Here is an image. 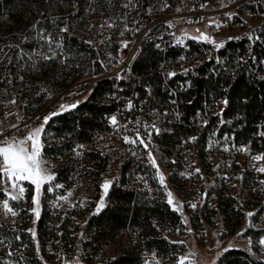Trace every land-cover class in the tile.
<instances>
[{
	"label": "trees",
	"instance_id": "16d2710c",
	"mask_svg": "<svg viewBox=\"0 0 264 264\" xmlns=\"http://www.w3.org/2000/svg\"><path fill=\"white\" fill-rule=\"evenodd\" d=\"M64 2L72 6L69 11H65L62 7L61 4ZM87 5H92V1L0 0V17L6 16L10 20L8 23L0 21V48L4 49V52L0 53V58L5 54V48H8L6 43L10 41L16 43L6 55L8 59L11 58L9 65L0 68V74L1 71H5L4 74L10 78V92L16 96L18 103L26 112L35 113L43 108L47 91H40V86H48L50 74L55 76L57 73L56 68L51 72L46 66L37 67L42 73L40 79L44 82L40 85L34 82L30 72H26L29 69L25 66H30L31 63L27 53H21L19 47L29 50L37 46V40L31 37L33 34V30L29 27L31 22L39 21L38 24L36 23L38 28L48 33L56 31L58 26L61 28L62 25H67L69 31L62 33L66 51L77 56L86 54L89 60L95 58L94 72L102 70L97 57L98 54L103 55V53H98L92 44L82 39L81 35L84 26H86L84 31L89 27ZM19 8L24 13H30L26 20H24L25 14L17 13ZM52 9L55 11L53 12ZM262 13L264 14V9ZM53 14L60 16L57 26L54 25L56 19ZM23 34L28 35L32 40L22 41ZM262 36L263 42L255 48L257 59L250 56L246 62L241 61L239 56L245 53L248 38L241 37L240 40L229 41L228 50L222 51V54H227L229 59L226 65L215 66L212 60L205 61L198 68V75L193 77L192 86L178 90L176 103L170 101L173 95L171 96L169 90L164 88V78L160 69L162 59L175 54L176 51L174 48H169L167 53L160 51L153 40L146 39L142 42L141 53L133 65L132 78H123L119 82L120 85L128 87L123 91L126 94H130L132 87L135 86L141 95L148 96V99L142 103L144 112L153 106L170 111L172 126L169 128L165 123L169 129L161 131L159 135L152 134L151 138V142L160 144L166 154L178 155L182 143L196 146L204 172L210 178L215 172L212 170V160L208 156L211 154L222 156L221 169L229 176L216 175L214 183L207 192L202 212L204 219L210 224H214L212 216L218 214L225 234H234L238 226L243 223L244 207L253 206L255 218L260 219L264 216V192L261 180L264 173L254 171L246 162L237 163L235 157L238 151L235 154L232 151L235 147L238 149L244 147L264 156V135H261L264 133V76L258 73L259 70H264V64L261 63V57L264 58V29ZM193 46H201V42L193 41ZM68 60L75 63V59L68 58ZM43 63L49 62L43 61ZM176 80L177 77L172 78L171 85L174 86ZM116 82V78H101L90 84L88 93L80 99L77 108L53 117L45 125L53 132L54 138L59 139L54 146L44 145L43 151L46 157L57 152L65 155L66 152L78 148L83 161L91 164L89 170L94 178L104 177V171L113 151L103 147L100 143L107 139L97 135L109 131L107 117L119 105L116 100L108 98V94L116 91L114 88ZM149 89H151L150 94ZM220 98L227 99L228 104L224 106L220 115H214L213 111L218 107ZM202 113L207 118V124L204 125L199 118ZM131 118L133 121L138 120L135 114ZM226 136L229 139L225 140ZM189 137L196 139L191 143ZM225 144L230 147L227 151L222 147ZM80 145L83 147H78ZM144 159L145 154L139 151L133 158L122 161L118 176L113 180L114 183L108 191L106 206L99 214H91L82 224L86 237L82 245L90 251L84 257L83 263L74 264L97 262L98 264H144L142 251L154 252L165 264H176L181 247L178 242L173 243L176 241L167 237L165 232H171L180 223L181 215L167 204L164 191L151 166L148 167L149 185L142 186L138 182L137 172L144 164ZM241 167L238 176L239 186H235L234 173ZM71 169L70 166V169L60 171L57 178L65 180ZM126 172L131 173L136 187L127 186ZM63 173H65L64 177H61ZM171 180L177 184L176 175H172ZM238 190L245 196L243 200L237 195ZM27 196L29 199L30 195ZM73 216L72 210L67 216L59 217L43 203L37 221L38 237L43 251V246L51 237L64 241L70 239L74 230ZM0 232L10 234V230L4 225H0ZM19 234L22 242L25 241L27 245L24 264H44L36 255L35 243L30 234L25 231ZM122 234L127 237L129 247L116 256L98 258L104 245L116 240ZM244 235L258 243L260 238L264 237V223L257 227H246ZM231 249L227 253L220 254L219 264H264V253L258 246L253 247L251 251L238 247ZM113 257L116 259L113 260Z\"/></svg>",
	"mask_w": 264,
	"mask_h": 264
},
{
	"label": "rangeland",
	"instance_id": "374dc122",
	"mask_svg": "<svg viewBox=\"0 0 264 264\" xmlns=\"http://www.w3.org/2000/svg\"><path fill=\"white\" fill-rule=\"evenodd\" d=\"M91 1L92 5H87L86 8V12L87 14H89L87 18V24L89 27L87 28V31H84L86 30V26H84V28L82 29V39H84L85 41H92V44H95V40H98V45L103 46L105 42H108L106 38V31H113L115 33L114 36L117 35L119 21L125 11L123 5L126 4L128 0ZM165 4H167L168 6L165 7L164 11H159L157 14L158 16L166 17L167 19L176 18L175 23L177 24L179 30L188 28V33L194 36H200V33H197L194 29L189 30V26L185 28V25H183V22L179 20V17L173 16V13L175 12L171 11L172 7L174 6L173 0H168ZM61 5L65 9V11H69V9L72 7L66 2L62 3ZM210 7L217 9L218 5L215 4ZM52 11L54 12L55 9H52ZM210 11L211 12H209V14L212 13L213 10L211 9ZM216 11L217 10H215V12ZM18 12H22L23 14H25L24 20H26L27 17L30 16V13H24V11L20 8L17 10V13ZM241 14L244 17L248 18L249 25L259 22V19H257V17H255L250 12L243 11ZM262 16H264L263 13ZM53 17L56 19L54 25L57 26V24H59L60 16L57 14H53ZM156 19H159V17ZM156 19L154 20V22L156 21ZM0 21H4L6 23L10 22V20L7 19L6 16H1ZM106 21L114 22L115 27L108 28ZM36 23L37 22L34 21L29 24L31 25L29 26L31 28L30 30H33V36L31 35V37H35L38 42L36 52L38 51V48L40 49V52H43L42 50L48 51L47 44L38 39V33L41 29L38 28ZM33 25H36L35 29L33 28ZM101 25H104V27L101 28ZM64 26L65 25H62L61 28H63ZM59 29L60 28L58 26V29L56 31L49 33H51V35L56 38L62 37L64 41L63 34L59 31ZM88 29H91V31H89ZM100 29L103 30V34L99 42V36L97 37L96 33H99ZM206 29H209V26L207 28L205 24V26L203 25L201 32L205 33ZM227 33L228 30L226 28H222V30L216 33L214 39L218 42L222 41ZM230 35H238V28H230ZM101 39L103 43H101ZM148 39L152 40L151 38ZM65 47L66 46L64 45L62 49L65 53L64 57L58 54V49H55V51L57 52L56 58L53 60H49V63L47 64L43 63L44 60L41 59V56H36L37 54H30L31 52H29V57H32L34 59L33 65H35V61L37 60L40 64L39 67L41 66V68H43V66H46V68L50 69L51 72L54 68H56L57 70L55 76L50 74V77H48V79L50 78V84L48 86H40V91H47L43 105V107H50V110L47 111V115L52 112L60 111V105L66 104V100L72 93L75 94V96H77V99L79 100L85 97L88 93L89 85L94 83L96 80L98 81L99 79L93 77L95 66L94 58L89 60V57L86 54H81L79 56L73 55L71 53L69 54L65 50ZM68 58H72L73 60L75 59V63L69 61ZM3 61L6 60L4 59ZM107 61L108 60L106 57V60H103V63L106 67L109 64V62ZM30 63H32L31 60ZM25 67L29 69L26 70V72H30V74L35 77V79L32 77L34 82L36 81L35 83L40 85L44 83L42 82V79H40L42 78V73L40 72L39 68L33 66L30 67L29 65H26ZM116 67L118 68L119 65H116ZM86 71L89 72L88 75L85 74ZM106 75H109V72L105 75H102V77ZM36 78H38L39 80H36ZM63 82L64 85H62ZM61 88L62 90L69 89V93L67 92L64 98L54 97ZM159 119L160 121H164L161 118ZM41 122V120H38L33 125V127L39 126ZM133 125L138 124L136 123V121H134ZM159 128L161 129V131L169 129L167 126L161 125L159 126ZM25 134L26 129L21 131L18 137H23ZM191 138L192 137H190L189 141L193 143V140ZM44 139H46V141H44ZM42 140L43 145L48 144L49 146H54L59 141V139L54 138L53 132L47 129L46 126L44 134L42 136ZM100 144L103 147H106L107 150L113 151L104 171V177L101 179L94 178L93 173L91 172V170H89L91 168V164H87V162H84L80 157V154L77 155V153H80L78 148L66 152L65 155H62L60 153L58 154L57 152L52 154L50 157H46L42 149V159L46 162L44 166L55 174V180L52 181V184H60L63 185V187L54 188L53 191L50 192L48 191L49 185L45 184L42 188L39 211L41 213L43 203H45V205L59 217L67 216V214L73 210L74 216L72 218H74V230L71 233L70 239H67L66 241L54 237L48 239L45 246H43V251L38 237V219H36L35 214L30 211L31 208L34 207L31 204V198L34 195V186L30 185L28 182H25V187L28 189V191H26L24 199L20 200L19 202H10V206H14V210L18 212V215L16 217H12L10 214L5 216L3 209L0 208V225H4L7 229L10 230V234L7 235L0 232V264H24L23 259L25 248L27 247V245L25 241L22 242L23 240H21L22 238L20 237L19 233L22 231L28 232L30 234V237L35 243L36 249L37 245L39 246V253H37L36 251V255L43 261L44 264H74L84 262V257L90 250H86L82 245L83 240L86 239L83 233L82 224L91 214L95 213L97 204L103 194L101 184L104 182L105 178L108 177L110 178V180H112L118 176L120 164L124 160L121 150L127 153V151L130 149L124 144L120 145L115 137L113 139L102 141ZM137 146V148H133L136 153L142 151V153L147 157L148 151H151L153 156L155 157L156 163L159 166V170L165 177V185L161 186L165 194V199L167 200V191H171L173 193L174 205L176 208H178L177 211L181 215V220L180 223L176 225L171 232L166 231L165 235L170 239L178 242L181 247L178 253V257L186 256V264H213L214 260H216L217 264H219L218 258L220 254L223 253L224 248L229 246L245 249H249V247H251L252 249L253 247L258 246L259 250L264 253V247H262L259 242H254L251 237L244 235L246 227H257L264 223V216H262L260 219L255 218V210L253 209V206L244 207L245 216L243 223L238 226V229L234 234H225L223 232L222 220L221 217L218 216V214L212 216L214 224H210L203 217L202 211L207 197V195L205 196V194H207L210 185L214 183L216 175L218 177L229 176L227 172H224L221 169L222 156L220 154H211L208 156L209 159L212 160V170L213 172H215L210 178L204 172L200 155L198 154L197 148L194 145L188 146L182 143L180 144L181 148L178 155L175 153L171 156L166 154L165 151L161 148V145L154 141L149 144L147 149H145L143 145ZM222 147L227 149L230 148L227 144ZM132 151H130L131 154ZM232 151L235 154L236 151H238V148L235 147ZM257 154L259 156H262L260 153ZM235 158L237 160V163L246 162L248 164L247 159L244 158L243 154L241 153H238ZM254 163L257 164L258 167H264V160H260L258 162L254 161ZM70 166L72 167V169L70 172H68V176L67 178H65V180L57 178V175L60 171L67 168L70 169ZM197 168L200 169L199 173L195 172V169ZM241 169L242 167L237 168L234 173L233 183L235 186H239L238 176L241 172ZM154 171L156 172V170ZM181 173H184V175H181ZM64 174L65 173H63V176L61 177H64ZM172 175H176L178 180L177 184L171 180ZM156 178L159 181V177L156 176ZM261 180L262 189L264 192V175ZM68 192H71L72 195L68 197L67 201L57 200L58 196H67ZM240 193V190H238L237 195L241 200H243L245 196ZM28 194L30 195L29 199L27 196ZM106 197L105 205L107 203ZM4 198L5 197L3 195V192H0V201H2ZM211 198H213V196H211ZM192 203L197 204V207L195 209L189 206ZM171 207L174 208V206ZM249 212L253 213V216L248 217L247 213ZM29 229L35 230V239H33L31 233L28 231ZM12 233H14V235ZM17 237H19V239H17ZM249 240H251L252 242L251 245H249ZM129 245L130 244L127 237L125 236V234H122L118 236L116 240L105 244L102 252L98 254V258L102 256H116L124 252L129 247ZM9 251L13 252L14 255L9 257L7 255ZM154 259L155 258L151 256V263L149 264H152ZM98 263L99 262H97L96 264ZM176 264H178V260Z\"/></svg>",
	"mask_w": 264,
	"mask_h": 264
},
{
	"label": "built area",
	"instance_id": "2783aa9c",
	"mask_svg": "<svg viewBox=\"0 0 264 264\" xmlns=\"http://www.w3.org/2000/svg\"><path fill=\"white\" fill-rule=\"evenodd\" d=\"M166 1L168 0H133L132 6H130L129 8L124 7L125 11L123 13V16H121L120 18L117 35L114 36L113 31H106V38L108 42H105L103 46L100 45L101 47L98 45V40H95L96 43L92 44L98 53H103V55L98 54L97 57L102 70L99 72H94V78L117 79V74L123 76L126 79L132 78L133 65L141 53L142 42L148 38H151L155 42V46L157 44L160 45V47L158 48L160 51L167 53L169 48H174L176 51L175 54L165 57L160 62V69L164 78V88L169 90L171 96L173 95L170 101L176 103V95L178 90L187 89L188 87H185V85L188 81H191L192 84L193 77L198 75V68L205 61L212 60L214 61L215 66L226 65L229 59L227 58V54H222V51H225L226 49L228 50L227 43L229 41H237L240 40L241 37H247L248 34H252L254 39L251 41L248 39V44L245 47V53L239 56V59L244 62H246L250 56H252L253 59H257L255 48L258 44L263 42L262 31L264 29V16H262V9H264V0H235V2H231V0H173L174 6L172 7V10H170L175 11L173 13V16L179 17V20L183 22L185 28L189 26V30L194 29L196 31L197 29H200V31H202L203 25L205 26L206 24L208 28L209 20L212 19L218 22L220 24V27H209V29L205 30L206 34L210 36L213 35L211 37L214 38L216 33L222 30V28H226L228 30V33L225 35L223 40L219 41L224 44V47L221 49H216L212 44L204 42L202 39L201 46H193V37L199 36H194L188 33V28L179 30L177 24L175 23L176 18L167 19L166 17L158 16L157 14L159 11L165 10L164 5ZM215 4L218 5L217 9L210 7ZM201 5L206 6L202 8ZM149 9H151V11H149ZM177 9H179V11H177ZM211 9L214 12L212 11V13L209 14V12H211ZM215 10L217 11L215 12ZM243 11L252 13L255 17H257V19H259V22L249 25L248 18L244 17L241 14ZM228 12H234L236 13V15L231 20H229L225 15ZM158 17L159 19H156ZM202 17L203 19H201ZM155 19L156 21L154 22ZM188 21H192V23H188ZM169 22H171L173 27L168 26ZM125 24H127L129 30L125 31L124 36L121 37L120 31L123 30ZM230 28H238V35H230ZM136 29L139 30L136 31ZM96 34L97 37L99 36L98 38L100 42L103 30L100 29L99 33ZM230 37H238L239 39H229ZM255 37H259V39H255ZM177 38L186 40V47H177ZM21 39L24 42L32 40L26 34H23L21 36ZM121 40L130 41L126 49L122 48L120 43ZM6 45H8V48H5V54L0 58V68H5L9 65V59L6 55L10 51L9 49L11 47L9 46H15L16 43L14 41H10L9 43H6ZM63 45H65V43H63ZM36 50L37 46L31 47L29 50H26L23 47H19V51L21 53H27L26 55L28 60L32 61L30 67H39L40 65L36 59L35 65H33L34 59L32 57H29L30 54L35 53L37 54L36 56H41L48 52L47 50H42L43 52H40L39 48L37 52ZM29 52L31 53L29 54ZM58 54L63 57L65 56L64 51L60 49H58ZM106 57L108 60L107 62H109L107 67L103 63V60H106ZM181 57H184V59H181ZM4 59L6 61H3ZM261 63L264 64L263 57H261ZM25 65L26 64L24 63V66ZM116 65H119V67L117 68ZM185 69L189 70L187 75H185L184 73ZM108 72L109 75L102 77V75H105ZM169 72H175L177 74L176 76H174L177 77L174 86L170 83V81L174 77L169 78V76L167 75ZM4 73L5 71H1L0 74V90L2 91V93L0 94V132H3L5 136H19V133L25 129V124H27L28 127L31 128L38 120L42 121L43 117L47 115V111L50 110V107L44 106L41 110L35 113L26 112L18 103L16 96L10 92L11 80L7 76V74ZM258 73L261 76H264V70H259ZM85 74L88 75L89 72L86 71ZM120 80L121 79H117V82L114 84V88L116 89V91L108 94V98H110L111 100L114 99L119 103L117 109L107 117L109 131L97 136H102L107 140L113 139L115 137L120 145L124 144L126 145V147L130 148L127 153L121 150L123 159L128 160L134 157V155L131 154L130 151H132L133 148H137L138 146H133L129 143H125V141L123 140L124 135H128L130 138H134L135 133L139 131L140 135L144 137L145 142L147 143V133H155L154 129H152L151 127L153 123H155L157 127H159L160 125L165 126V123H167V126L170 128L172 126V121L170 118V111L168 109L153 106L144 112L145 109L142 107V103H144L148 99V96L141 95V93L135 88V86L132 87V92L130 94L124 93L123 91L128 89V87L125 85H120ZM95 82H97V80ZM68 90L69 89H64L62 91H59L54 97L64 98ZM148 91L150 94L151 89H149ZM13 97H15L17 103L11 105L8 103V101ZM223 100H225V98L219 99L220 102L218 103V107H216V109L213 111L214 115L222 113V110L225 106L222 103ZM78 101L80 102V100L77 99V96L72 93L66 100V105H71ZM129 101L132 102L131 109L128 108ZM178 113L179 111H177V114ZM133 114H135L138 119V125H133L134 121L131 118ZM113 115L117 117V126H113L110 122L109 118ZM17 117H20V119L17 120ZM159 118L164 121H160ZM199 118L204 125V121H206L207 119L206 116L202 113L200 114ZM13 123H19V130L11 128V125ZM125 125L127 126V129H125ZM0 139H3V137L0 136ZM237 153L243 154V157L248 161L249 167L254 171H258L257 169L259 167L254 163V161L256 160L253 159L254 156L258 155L257 153L248 149L247 151H241L238 149ZM139 157L140 156H138V158ZM149 166H151V164L148 158L145 156L144 164L137 172V180L142 186L149 185ZM152 170L156 176V172L154 171L156 169L153 167ZM126 177L128 178L127 186L136 187L135 181L133 180L130 172H126ZM141 177L142 179H140ZM106 179L110 180V178L108 177H106L105 180ZM113 180L114 179H112V181ZM153 253L154 252L142 251V260L144 264H146V261L148 262V264L151 263L150 257H153ZM157 260L160 262V264H165L161 261L160 258H158L156 254L152 264H156Z\"/></svg>",
	"mask_w": 264,
	"mask_h": 264
},
{
	"label": "snow or ice",
	"instance_id": "6c2138e0",
	"mask_svg": "<svg viewBox=\"0 0 264 264\" xmlns=\"http://www.w3.org/2000/svg\"><path fill=\"white\" fill-rule=\"evenodd\" d=\"M231 2H235V0H231ZM133 0H128L126 4L123 5L125 8H129L132 6ZM168 5L165 4L164 7H167ZM206 5H201V7H205ZM151 11V9H149ZM179 11V9H177ZM229 20H231L236 13L234 12H228L225 14ZM203 19V17L201 18ZM39 21H37V24ZM108 28L115 27V23L111 21H106ZM188 23H192V21H188ZM169 27H173L171 22L168 24ZM209 27L215 26L217 28L220 27V24L212 19L209 20ZM104 25H101V28H103ZM33 28H36V25H33ZM127 24L124 25V28L122 31H120V36L123 37L125 34V31H128ZM139 29H136L138 31ZM59 31L61 33H67L69 31L67 25L65 27L60 28ZM197 32H200L199 37H193V39H202L204 42H207L209 44H212L216 49H221L224 47V44L222 42H217L214 38L209 36L208 34L201 32L200 29L196 30ZM247 38L251 41L254 39L252 34H248ZM38 39L40 41H43L48 46V52L46 54L41 55V59L44 61L53 60L56 58L57 52L55 49L62 50L63 45V39L56 38L51 35V33H46L45 30L41 29L38 33ZM229 39H239L238 37H230ZM255 39H259V37H255ZM89 44H92V41H88ZM103 43V41H101ZM121 46L122 48H127L130 41L128 40H121ZM182 43V40L177 38V44ZM9 47H12L11 45ZM18 47V46H17ZM157 48L160 47L159 44L156 45ZM4 49L0 48V53H3ZM9 59H11L9 57ZM181 59H184V57H181ZM189 72L188 69L184 70L185 75H187ZM169 78L176 76L177 74L175 72H169L167 74ZM124 77L117 74V79H123ZM22 79V78H21ZM192 86L191 81L186 82L185 87L190 88ZM9 104L14 105L17 103L15 97H13L11 100L8 101ZM80 102L73 103L71 105L61 104L60 105V111L52 112L49 115H46L43 117L42 122L39 126L29 128L27 124L24 125V128L26 129V134L23 137H18L16 135L11 136H5L3 132H0V136L3 137V139H0V192H3L4 199L0 201V208L3 209L5 216L11 215L12 217H16L18 215V212L14 210V206H10V202H19L20 200H23L25 197L26 191L28 189L25 187V182H28L30 185L34 186V195L31 198V204L34 206L31 208V212L35 214L36 219H39L40 216V197L42 195V188L45 184H48V191H53L54 188H62L63 185L60 184H52V181L55 180V174L52 173L48 168H46L45 161L42 159V149H43V140L42 136L44 134L45 125L49 123V121L58 115H61L63 112L68 111L70 109H75L78 107V104ZM222 103L227 106L228 100L225 99L222 101ZM128 108H132V102H128ZM221 113H218L217 115H220ZM20 117H17V120H19ZM110 122L113 126H117L118 121L117 117L115 115L111 116ZM205 124H207V121H204ZM221 123H224V121H221ZM137 124L139 122L137 121ZM125 129H127V126H124ZM147 127V126H145ZM152 129H154L156 134H159L161 132V129L156 126L155 123L151 125ZM11 128L19 130L20 125L19 123H13L11 125ZM152 132L147 133L148 141L145 142L144 137L140 135V132L137 131L135 133L134 138H130L128 135L123 136V140L125 143H129L133 146L136 145H143L145 149L148 148V145L151 143V137ZM261 135H264V133H261ZM192 140H195V137L191 138ZM229 139L227 136L225 137V140ZM212 142L210 141L209 146L211 147ZM78 147H83V145H80ZM225 151L228 149L225 148ZM241 151H247L246 148L239 149ZM80 153H77L79 155ZM132 154L134 156L137 155L136 151L133 149ZM147 158L151 164L152 167L156 169V176L159 177V182L161 186L165 185V177L160 172L159 166L156 163V159L153 156L151 151H148ZM254 160L260 161L264 160V156H254ZM259 172L264 173V167H259L257 169ZM196 173L200 172V169H195ZM181 175H184V173H181ZM142 179V177L140 178ZM114 182L112 180H104V182L101 184V188L103 189V194L97 204L96 211L94 214H99V212L106 206L105 205V197L108 194V191L110 187L112 186ZM72 193L68 192L67 196L61 195L57 197V200H64L67 201L68 197L71 196ZM167 204L170 206H174V210H178V208L174 205V197L173 193L171 191H167ZM207 194H205L206 196ZM191 208L195 209L197 207L196 203H192L189 205ZM248 217L253 216V213L249 212L247 213ZM35 222V221H34ZM33 239L36 238V232L34 229L28 230ZM19 239V237H17ZM177 243V242H173ZM183 243V242H179ZM251 240H249V245H251ZM259 244L264 247V238H261L259 241ZM231 249V246L226 247L223 249L224 253L229 252ZM251 251V247L248 249ZM37 253H39V246L37 245L36 249ZM9 257L13 256L14 253L9 251L7 253ZM153 257L155 258V253H153ZM116 258L113 257V260ZM178 264H186L187 257L186 256H180L177 258ZM146 264L148 262L146 261ZM156 264H160V262L157 260ZM213 264H217V261L214 260Z\"/></svg>",
	"mask_w": 264,
	"mask_h": 264
},
{
	"label": "bare ground",
	"instance_id": "6f19581e",
	"mask_svg": "<svg viewBox=\"0 0 264 264\" xmlns=\"http://www.w3.org/2000/svg\"><path fill=\"white\" fill-rule=\"evenodd\" d=\"M181 40H182V43L177 44V47H186V40H184V39H181ZM193 41L200 43L201 39H193ZM99 79H101V78H99Z\"/></svg>",
	"mask_w": 264,
	"mask_h": 264
}]
</instances>
